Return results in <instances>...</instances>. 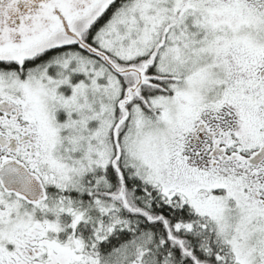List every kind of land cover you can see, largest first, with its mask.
Segmentation results:
<instances>
[{"label":"snow or ice","instance_id":"snow-or-ice-1","mask_svg":"<svg viewBox=\"0 0 264 264\" xmlns=\"http://www.w3.org/2000/svg\"><path fill=\"white\" fill-rule=\"evenodd\" d=\"M0 264H264V0H0Z\"/></svg>","mask_w":264,"mask_h":264}]
</instances>
